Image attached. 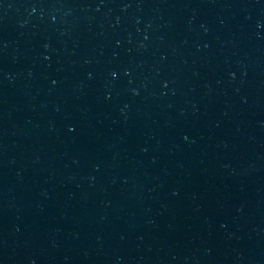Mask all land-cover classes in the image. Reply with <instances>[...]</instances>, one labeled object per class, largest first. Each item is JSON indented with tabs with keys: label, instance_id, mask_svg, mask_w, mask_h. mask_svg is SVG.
Masks as SVG:
<instances>
[{
	"label": "water",
	"instance_id": "1",
	"mask_svg": "<svg viewBox=\"0 0 264 264\" xmlns=\"http://www.w3.org/2000/svg\"><path fill=\"white\" fill-rule=\"evenodd\" d=\"M64 0H0V264H124Z\"/></svg>",
	"mask_w": 264,
	"mask_h": 264
}]
</instances>
